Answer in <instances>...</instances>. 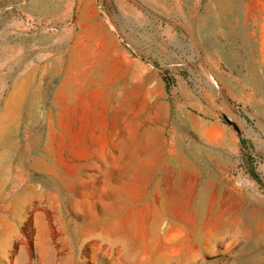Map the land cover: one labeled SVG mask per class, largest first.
<instances>
[{"label": "rangeland", "instance_id": "374dc122", "mask_svg": "<svg viewBox=\"0 0 264 264\" xmlns=\"http://www.w3.org/2000/svg\"><path fill=\"white\" fill-rule=\"evenodd\" d=\"M4 252L264 264V0H0Z\"/></svg>", "mask_w": 264, "mask_h": 264}, {"label": "trees", "instance_id": "16d2710c", "mask_svg": "<svg viewBox=\"0 0 264 264\" xmlns=\"http://www.w3.org/2000/svg\"><path fill=\"white\" fill-rule=\"evenodd\" d=\"M171 85H172V82L170 80H166V91L167 93L170 92L171 90ZM256 180L260 183V181L258 180V178L256 177Z\"/></svg>", "mask_w": 264, "mask_h": 264}, {"label": "crops", "instance_id": "0c3cea01", "mask_svg": "<svg viewBox=\"0 0 264 264\" xmlns=\"http://www.w3.org/2000/svg\"><path fill=\"white\" fill-rule=\"evenodd\" d=\"M0 264H7V262H6V252L2 253L1 256H0Z\"/></svg>", "mask_w": 264, "mask_h": 264}, {"label": "water", "instance_id": "95a60500", "mask_svg": "<svg viewBox=\"0 0 264 264\" xmlns=\"http://www.w3.org/2000/svg\"><path fill=\"white\" fill-rule=\"evenodd\" d=\"M227 120V119H226Z\"/></svg>", "mask_w": 264, "mask_h": 264}]
</instances>
